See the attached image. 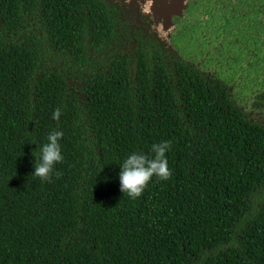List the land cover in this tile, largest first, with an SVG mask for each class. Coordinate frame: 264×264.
<instances>
[{
  "label": "trees",
  "instance_id": "16d2710c",
  "mask_svg": "<svg viewBox=\"0 0 264 264\" xmlns=\"http://www.w3.org/2000/svg\"><path fill=\"white\" fill-rule=\"evenodd\" d=\"M125 23L112 0H0V264H264V127ZM164 140L170 177L130 199L119 164Z\"/></svg>",
  "mask_w": 264,
  "mask_h": 264
},
{
  "label": "flooded vegetation",
  "instance_id": "af4514ba",
  "mask_svg": "<svg viewBox=\"0 0 264 264\" xmlns=\"http://www.w3.org/2000/svg\"><path fill=\"white\" fill-rule=\"evenodd\" d=\"M112 2L128 28L125 48L156 42L217 87L248 122L264 127V0H184L181 8L170 0L172 25L152 15L153 0Z\"/></svg>",
  "mask_w": 264,
  "mask_h": 264
},
{
  "label": "clouds",
  "instance_id": "9594fccd",
  "mask_svg": "<svg viewBox=\"0 0 264 264\" xmlns=\"http://www.w3.org/2000/svg\"><path fill=\"white\" fill-rule=\"evenodd\" d=\"M60 110L52 113V118L58 119ZM61 130L53 129L46 136V142L39 146V153L35 157L32 174L39 177L42 182L49 181L53 174L54 166L60 163L64 157L61 152ZM171 145L170 141L164 140L153 143L150 148L151 158L138 151L128 154L120 165L119 186L122 193H126L130 199H136L143 193L148 182L155 176L159 180H167L171 175L168 167L166 152ZM58 175V173H57Z\"/></svg>",
  "mask_w": 264,
  "mask_h": 264
},
{
  "label": "water",
  "instance_id": "95a60500",
  "mask_svg": "<svg viewBox=\"0 0 264 264\" xmlns=\"http://www.w3.org/2000/svg\"><path fill=\"white\" fill-rule=\"evenodd\" d=\"M183 1L184 0H180V8ZM150 7L152 10V15L155 18L159 17L160 15L165 18L166 23H168V25L173 24V20L175 18V12L170 0H153L152 6L150 5ZM161 8L162 9L164 8L165 10L163 9L164 11H161Z\"/></svg>",
  "mask_w": 264,
  "mask_h": 264
}]
</instances>
